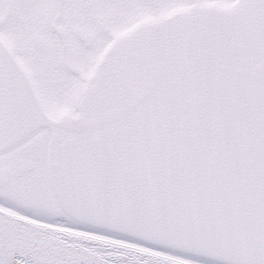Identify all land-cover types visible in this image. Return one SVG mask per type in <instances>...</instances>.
<instances>
[{"label": "snow or ice", "instance_id": "snow-or-ice-1", "mask_svg": "<svg viewBox=\"0 0 264 264\" xmlns=\"http://www.w3.org/2000/svg\"><path fill=\"white\" fill-rule=\"evenodd\" d=\"M0 264H264V0H0Z\"/></svg>", "mask_w": 264, "mask_h": 264}]
</instances>
